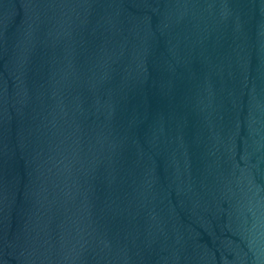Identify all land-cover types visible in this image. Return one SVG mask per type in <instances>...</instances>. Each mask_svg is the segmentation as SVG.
<instances>
[{
  "label": "water",
  "instance_id": "1",
  "mask_svg": "<svg viewBox=\"0 0 264 264\" xmlns=\"http://www.w3.org/2000/svg\"><path fill=\"white\" fill-rule=\"evenodd\" d=\"M0 264H264V0H0Z\"/></svg>",
  "mask_w": 264,
  "mask_h": 264
}]
</instances>
